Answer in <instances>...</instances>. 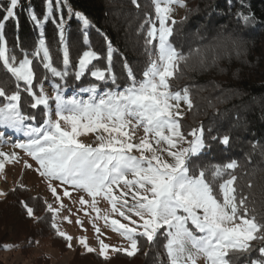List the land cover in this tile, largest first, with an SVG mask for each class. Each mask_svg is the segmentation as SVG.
Here are the masks:
<instances>
[{"label": "snow or ice", "instance_id": "obj_1", "mask_svg": "<svg viewBox=\"0 0 264 264\" xmlns=\"http://www.w3.org/2000/svg\"><path fill=\"white\" fill-rule=\"evenodd\" d=\"M152 2L155 18H146L140 26L145 66L138 76L124 63L126 77L121 80L115 72L116 50L109 43L101 56L88 43L93 26L69 0H44L41 13L24 0H0V72L5 77L0 78V145L11 143L33 162L24 160V167L38 174L54 198V203L44 200V211L50 214L54 238L70 250L75 240V246L108 261L110 254L135 257L141 241L152 247L163 237L167 264H233L232 257L240 256L249 257L246 264H264V222L254 209L250 212L248 197L238 191V161L202 159L210 141L228 146L229 134L206 138L203 125L185 131L180 104L191 109V93L187 87L173 90L171 85L181 64L195 60L207 67L229 50L239 54L242 37L230 34L224 42L184 54L170 42L177 22L166 23L171 5L184 7V0ZM131 3L138 7L137 0ZM22 13L38 29L30 50L22 42L10 47L6 36L8 25L15 33ZM236 16L238 24L256 23L250 11ZM72 18L79 21L86 46L75 61L66 36ZM49 24L58 37L59 63L46 38ZM84 77L90 78L87 84ZM25 105L33 111L25 112ZM89 134L94 139L85 142L82 138ZM20 160L17 151H0V174ZM7 195L0 190V197ZM65 197L88 217L98 250L86 235L73 237L61 229V219L72 223L69 215L61 217L62 210L71 213ZM101 201L109 208L102 210ZM20 204L28 218L41 219L28 203ZM100 221L126 245L107 243L106 233L97 226ZM75 224L84 229L79 217ZM254 251L258 256L250 258ZM157 260L164 264L159 255Z\"/></svg>", "mask_w": 264, "mask_h": 264}, {"label": "trees", "instance_id": "obj_2", "mask_svg": "<svg viewBox=\"0 0 264 264\" xmlns=\"http://www.w3.org/2000/svg\"><path fill=\"white\" fill-rule=\"evenodd\" d=\"M24 3H30L37 13L43 10L44 0H24ZM69 3L93 26L88 30V43L101 56L106 54L109 43L116 50L114 64L118 78L123 80L126 77L124 63L139 76L146 61L140 26L146 18H155L152 0H137L138 7L131 0H69ZM242 3L245 5L243 8ZM184 7V14L181 19L175 20L177 23L170 37V42L184 54L190 49L215 45L221 35L242 37L239 54L229 50L207 67L199 66L195 60L187 66L181 64L171 85L173 90L187 87L191 93L193 106L184 112L182 121L185 131L203 125L206 138L229 134L228 146L210 141L211 148L202 159L208 163H225L230 159L238 161L239 166L234 172L238 177V191L248 197L250 212L254 209L253 214L264 222V0H185ZM238 11L244 14L250 11L256 17V23L245 26L240 21L238 24ZM6 36L10 47L22 42L24 48L30 50L38 36V29L22 13L15 33L8 25ZM66 36L75 61L78 51L86 47L81 25L75 18L70 21ZM46 38L59 63L58 37L51 24L46 26ZM99 63L103 65L105 61L102 59ZM0 78H5L2 72ZM89 79L84 77V83L87 84ZM69 82L72 83L73 79ZM76 83L79 86V82ZM45 88L46 91L50 89L47 82ZM67 94L70 95L71 90ZM24 111L33 110L25 105ZM208 129L212 131L208 133ZM254 144L256 147H253ZM7 193L0 199V250L8 243L30 245L39 237L48 239L59 250L67 249L61 239L54 238L50 214L45 213L44 203L38 196L19 188ZM21 200L34 208L36 216L41 217L38 222L26 216ZM162 243L163 237L152 247L141 241V251L135 257L121 253L110 256L108 261L96 253L82 252L77 248L70 264H159L158 255L167 264ZM258 245L259 241L254 242V246ZM253 256L257 257L258 252L251 253L250 258ZM232 259L233 264H241L249 257Z\"/></svg>", "mask_w": 264, "mask_h": 264}, {"label": "rangeland", "instance_id": "obj_3", "mask_svg": "<svg viewBox=\"0 0 264 264\" xmlns=\"http://www.w3.org/2000/svg\"><path fill=\"white\" fill-rule=\"evenodd\" d=\"M171 8V19L166 22L167 24L171 23L172 19H181L185 11V7H180L179 4H173L171 5ZM48 92L50 93V89ZM180 107L183 110V113L188 109L183 101H181ZM7 135L15 138V134L13 133H8ZM82 139H84L85 142H92L94 136L89 134ZM0 151H17L21 157L19 163L6 165L4 173L0 174V190L5 192L12 191L14 188H19L18 184L22 183L24 187L19 189H26L32 196H38L42 202L47 200L49 203H54V198L51 196V193L46 190V185L40 181L38 174L34 170L26 169L24 167V160H28L29 163H33L30 158L24 156L20 150L13 149L11 143L0 145ZM58 193L62 194V190L58 189ZM1 198L3 197H0V199ZM63 200L65 205L71 208V213H69L67 209L62 210L61 217L63 215H69L72 223L69 224L61 219L59 221L61 229L68 232L73 237L86 235L90 245L96 247L98 250L99 245L95 239L96 234L94 233L91 224L88 223V217L85 216L83 211H77L78 206L69 201L68 198L65 197ZM98 206L102 210L109 208L106 201H101ZM92 215L94 216L95 213H92ZM77 217L83 220L84 229H81L75 224ZM97 226L101 227L102 231L106 233L105 240L107 243L114 245H126V242L123 241L118 234L112 233L110 229H105L102 221L98 222ZM73 244L74 248L71 250L68 248L66 250H59L57 247L52 246L48 239L42 237H39L33 244L30 245L27 243H8L7 245H11L12 247L8 250H5L3 247L2 250H0V262L2 264H70L75 256L77 248H80L82 252H85L83 248L75 246V240L73 241ZM113 255L115 254H110V256ZM252 258H255V256ZM241 264H246V262H241Z\"/></svg>", "mask_w": 264, "mask_h": 264}, {"label": "clouds", "instance_id": "obj_4", "mask_svg": "<svg viewBox=\"0 0 264 264\" xmlns=\"http://www.w3.org/2000/svg\"><path fill=\"white\" fill-rule=\"evenodd\" d=\"M230 34L228 35H221L220 37L217 38V43H221V42H224L226 40V37L229 36Z\"/></svg>", "mask_w": 264, "mask_h": 264}]
</instances>
